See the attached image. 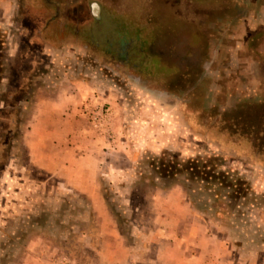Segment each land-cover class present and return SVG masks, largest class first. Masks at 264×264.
<instances>
[{
	"label": "rangeland",
	"instance_id": "374dc122",
	"mask_svg": "<svg viewBox=\"0 0 264 264\" xmlns=\"http://www.w3.org/2000/svg\"><path fill=\"white\" fill-rule=\"evenodd\" d=\"M3 1L0 264H160L202 229L214 240L199 264H264V0H66L65 32L48 39L39 29L57 13L43 0ZM179 45L192 67L172 54ZM77 88L88 102L71 113L72 167L99 142L85 180L28 146L43 102ZM54 147L46 159H68ZM175 155L222 159L251 189L245 214L214 222L209 196L184 175L156 179L152 165ZM103 213L111 224L100 227ZM162 217L186 220L182 242L155 224Z\"/></svg>",
	"mask_w": 264,
	"mask_h": 264
},
{
	"label": "crops",
	"instance_id": "0c3cea01",
	"mask_svg": "<svg viewBox=\"0 0 264 264\" xmlns=\"http://www.w3.org/2000/svg\"><path fill=\"white\" fill-rule=\"evenodd\" d=\"M10 1H13V0H8L9 3ZM36 1H39V0H36ZM64 1L66 0H43L44 6L49 11L57 13V15L56 14L54 16L51 15L52 19L50 20V22L44 21V25H43L44 27L42 29H39L38 34L44 35V37L48 39L49 35H52V33H56L57 31H58L57 33L65 32L64 30L59 29V26L61 25H59L57 22L58 18H62L61 16V11H62V6H63L62 2ZM69 1H75V0H69ZM97 2L100 3V0H97ZM97 2H95V4H97ZM0 4L3 5L4 1L0 0ZM3 11L6 12L7 10L3 9ZM29 16H32V15H29ZM56 27H57V30H54L53 28H56ZM61 28H64V26ZM41 44H42V49L44 51H48V48L50 47V45H48L46 41H44V43L41 42ZM59 97L60 98L58 99V101L60 99H63V100L62 101L60 100L59 102L58 101L57 102L45 101L43 102L40 110L38 111V114L36 115V118H35L36 124H34L32 127V131L30 133V140L28 141V146L30 148V154L31 156L34 157L35 160L45 164L43 166L50 167V164L51 166L57 165L58 168L60 169V171L58 172L59 175L68 176V174H71L70 175L71 179L74 177H77V178L85 180L86 178H90L92 173L94 172V170L91 171L90 168L87 169V167H85V164L87 162H90V158L94 154L90 149L93 148L95 144H97L96 146H98L99 142H97L98 140L92 141L90 148L85 149L87 152H83L82 155L80 154L81 156L79 155L80 156L79 162H81V164L84 165L83 166L84 168L82 170H79L78 168L77 169L73 168L72 164L73 165H76V164L73 163L74 160L72 159L73 157L72 150H73L74 145L72 146L73 137L72 135H70V127H71L70 118L72 117V114H71L72 110L78 111V112L79 110L83 111V106L86 105L88 100L86 99L85 95H83L82 91L79 90V88L73 89V90H66V92L59 95ZM58 115H60L59 119H61V121L57 119ZM40 118H41V123L44 122V125H43L44 129L40 130L37 133L36 128L34 127L38 126ZM53 145L56 146L54 147V149H56L57 151H60V149H63L64 146L67 147V150L71 152L70 154H68V159H62L60 155H55L54 157L50 159H46V156L44 155V149H48L52 147ZM33 149L35 150L34 155H33ZM40 150L43 152L42 154ZM67 162L69 163L68 165H67ZM88 191L91 192V190L89 189ZM172 194L173 193H171V191L168 192V194L164 196V198H167L166 199L167 201H162L161 204H156V205H159L160 209L161 208L166 209L167 204L171 203L170 200H174L171 197ZM177 196L178 195H176V197ZM157 200H159V198ZM100 216L102 217L100 227H102L106 222L109 221V217L106 213H103ZM183 220L184 218L182 217H180L177 221H173V219L170 220L168 217L166 218L162 217V218L156 219L155 224L159 223L160 226H163L164 228L162 229V231L168 232L169 236H167V238H171L173 244L176 245V243L182 242L183 238H186V236L181 235V231L179 230L182 222L186 221V220L184 221ZM110 224L111 223L108 222V225ZM199 230H201V228ZM199 234L192 235L193 240L195 241V244L193 247L186 249L185 244H183V242L185 243V241H183L180 244V247L174 250L176 253L170 254L166 261L163 259H158L157 263L159 262L160 264H199V262L202 263L203 260H205L203 259V257H205L206 253L210 251L209 247L212 245V240L214 239L207 232L206 229H202V233H199ZM161 237L163 239V237H166V236H161ZM158 239H159L158 241H161L160 234L158 235ZM215 242H216V245L218 246V250L221 252L224 251L221 245L217 241ZM217 258H220V256L218 255Z\"/></svg>",
	"mask_w": 264,
	"mask_h": 264
},
{
	"label": "trees",
	"instance_id": "16d2710c",
	"mask_svg": "<svg viewBox=\"0 0 264 264\" xmlns=\"http://www.w3.org/2000/svg\"><path fill=\"white\" fill-rule=\"evenodd\" d=\"M3 38L0 36V86L6 66L3 61ZM1 95V94H0ZM2 96H0L1 100ZM155 178L161 181L184 175L185 182L193 190L204 191L211 200L210 209H215L214 222L228 217L244 215L240 209L246 202H252L248 182L227 170L222 159L218 157H196L182 160L172 156L168 160L160 159L152 165ZM183 183L184 188H187Z\"/></svg>",
	"mask_w": 264,
	"mask_h": 264
},
{
	"label": "flooded vegetation",
	"instance_id": "af4514ba",
	"mask_svg": "<svg viewBox=\"0 0 264 264\" xmlns=\"http://www.w3.org/2000/svg\"><path fill=\"white\" fill-rule=\"evenodd\" d=\"M171 48L172 47L170 46V44H167V45L164 46L163 50H165V51L168 50V49L171 50ZM180 51H181V46L180 45L176 46V47L174 46L172 54H175V56L178 55L177 57L181 56L179 58L182 59L183 65L186 64L187 66L192 67L195 64V61H194L195 53L191 52L192 55L190 53H189V55H185L184 53L181 54Z\"/></svg>",
	"mask_w": 264,
	"mask_h": 264
}]
</instances>
